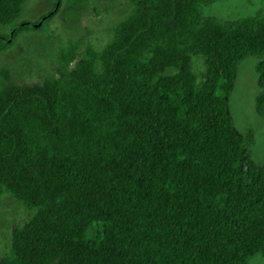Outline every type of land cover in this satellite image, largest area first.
<instances>
[{
	"label": "trees",
	"instance_id": "trees-1",
	"mask_svg": "<svg viewBox=\"0 0 264 264\" xmlns=\"http://www.w3.org/2000/svg\"><path fill=\"white\" fill-rule=\"evenodd\" d=\"M215 1L131 0L106 46L77 59L75 45L54 77L0 70V202L30 214L0 264L264 259V162L250 164L228 103L256 59L264 121V16H203ZM25 2L0 0V26ZM37 26L11 28L0 54Z\"/></svg>",
	"mask_w": 264,
	"mask_h": 264
},
{
	"label": "rangeland",
	"instance_id": "rangeland-1",
	"mask_svg": "<svg viewBox=\"0 0 264 264\" xmlns=\"http://www.w3.org/2000/svg\"><path fill=\"white\" fill-rule=\"evenodd\" d=\"M130 10L131 0H26L19 18L8 27L0 26V37L7 39L11 28L22 23L38 26L18 35L0 54V70H6L16 82L54 77L63 55L75 45L77 59L87 47L99 51L106 46L113 28ZM48 14L52 16L42 21ZM257 14L264 16L263 0H216L202 7L203 16L220 22H235ZM255 63L256 59L250 58L241 64L228 103L234 125L249 138L246 142L250 164L260 166L264 162V121L254 107L259 93ZM194 66L201 76L202 61L196 59ZM29 217L10 196L2 197L0 256L8 251L12 226L21 225ZM248 264H264V259L256 256Z\"/></svg>",
	"mask_w": 264,
	"mask_h": 264
}]
</instances>
